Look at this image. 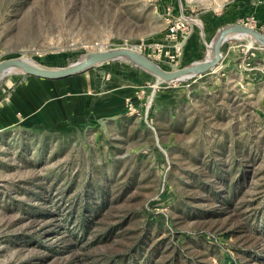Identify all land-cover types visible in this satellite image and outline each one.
I'll return each mask as SVG.
<instances>
[{
    "label": "rangeland",
    "instance_id": "rangeland-1",
    "mask_svg": "<svg viewBox=\"0 0 264 264\" xmlns=\"http://www.w3.org/2000/svg\"><path fill=\"white\" fill-rule=\"evenodd\" d=\"M213 1L0 0V62L129 48L178 70L233 24ZM180 11L195 24L178 52ZM222 54L172 85L122 60L4 76L0 102L19 91L0 126V264H264V49L243 37Z\"/></svg>",
    "mask_w": 264,
    "mask_h": 264
},
{
    "label": "water",
    "instance_id": "water-1",
    "mask_svg": "<svg viewBox=\"0 0 264 264\" xmlns=\"http://www.w3.org/2000/svg\"><path fill=\"white\" fill-rule=\"evenodd\" d=\"M239 37L250 38L260 48L264 49V32L240 23H233L218 29L209 47L207 58L174 71L165 70L155 61L136 50L118 48L86 54L80 60L66 67L44 66L23 58L4 60L0 62V80L15 72L26 78L34 77L48 81H61L82 75L98 66L122 60L142 69L163 83L172 85L215 71L223 61L222 49L224 44L230 39H238Z\"/></svg>",
    "mask_w": 264,
    "mask_h": 264
},
{
    "label": "crops",
    "instance_id": "crops-1",
    "mask_svg": "<svg viewBox=\"0 0 264 264\" xmlns=\"http://www.w3.org/2000/svg\"><path fill=\"white\" fill-rule=\"evenodd\" d=\"M169 2V0H168ZM191 2V1H190ZM218 1L214 0L213 4L217 5ZM179 4L180 3L179 1ZM218 9H214V12H217L211 19L215 18L216 20H224V19H232L236 20V22L240 23L243 19L248 16H255L258 26L264 27V0H223L222 5H218ZM169 11L170 8H168ZM222 13H220L221 11ZM220 11V12H219ZM182 11H180L181 13ZM235 22V23H236ZM38 79V78H37ZM48 81V80H47ZM26 90L28 88H25ZM22 90V89H20ZM19 89L16 90V93L12 97V103H6L7 99L2 100L0 102V126L4 125V119L12 112V123L17 121L16 109H18L17 104L18 100H14L17 98V93ZM21 94V93H20ZM14 117V118H13Z\"/></svg>",
    "mask_w": 264,
    "mask_h": 264
},
{
    "label": "built area",
    "instance_id": "built-area-1",
    "mask_svg": "<svg viewBox=\"0 0 264 264\" xmlns=\"http://www.w3.org/2000/svg\"><path fill=\"white\" fill-rule=\"evenodd\" d=\"M183 3V0H179ZM185 3H189L193 0H184ZM195 21L192 17H187L183 11L178 17H172L169 20L168 28H167V38L169 40V46H173L175 50L180 52L188 38L191 36L192 32L194 31V23ZM240 24L253 27L258 30H263L264 27H259L258 22L255 16L251 15L247 18L243 19Z\"/></svg>",
    "mask_w": 264,
    "mask_h": 264
},
{
    "label": "trees",
    "instance_id": "trees-1",
    "mask_svg": "<svg viewBox=\"0 0 264 264\" xmlns=\"http://www.w3.org/2000/svg\"><path fill=\"white\" fill-rule=\"evenodd\" d=\"M224 20H226L227 23H235L237 19H236V20H232V19H224Z\"/></svg>",
    "mask_w": 264,
    "mask_h": 264
},
{
    "label": "bare ground",
    "instance_id": "bare-ground-1",
    "mask_svg": "<svg viewBox=\"0 0 264 264\" xmlns=\"http://www.w3.org/2000/svg\"><path fill=\"white\" fill-rule=\"evenodd\" d=\"M240 38H243V37H239L238 39H240ZM34 78V77H33Z\"/></svg>",
    "mask_w": 264,
    "mask_h": 264
}]
</instances>
